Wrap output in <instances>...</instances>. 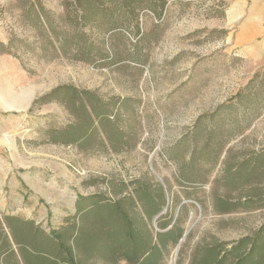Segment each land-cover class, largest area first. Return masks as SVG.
Listing matches in <instances>:
<instances>
[{"label":"rangeland","instance_id":"1","mask_svg":"<svg viewBox=\"0 0 264 264\" xmlns=\"http://www.w3.org/2000/svg\"><path fill=\"white\" fill-rule=\"evenodd\" d=\"M73 2L0 0V264H25L13 224L38 228L39 239L82 227L79 200L118 202L137 180L163 187L162 215H175L185 231L158 264H199L203 250L252 239L264 227V0H167L162 19L142 11L139 37L119 16L115 28L85 27ZM82 32L85 54L77 47ZM66 86L95 93L111 109L128 102L127 147L115 152L93 136L85 149L56 143L75 124L85 130L78 99L41 101ZM189 133L192 148L177 151ZM221 136L229 142L210 172ZM192 152L198 166L187 182L181 165ZM126 209L137 230L154 237L169 220ZM103 247L79 254L83 263L129 264L122 251L101 256Z\"/></svg>","mask_w":264,"mask_h":264},{"label":"trees","instance_id":"2","mask_svg":"<svg viewBox=\"0 0 264 264\" xmlns=\"http://www.w3.org/2000/svg\"><path fill=\"white\" fill-rule=\"evenodd\" d=\"M73 3L72 11L85 27L99 22L102 26L115 28L118 25L113 24V20L119 16V24L122 22L124 25L128 21L135 23L134 36L139 37L143 36L142 11L147 8L159 19H162L167 0H74ZM157 6L161 7L160 11ZM80 37L81 40L77 47L82 50V54H85L87 51L85 43H88V36L82 32ZM92 47L94 48L93 45ZM97 50L99 49L97 48ZM61 94L72 96L80 101L85 130L80 131V127H84L82 124L78 126L75 124L70 127V131L59 132L62 138L53 139L56 143L75 144L79 145L81 149H85V144L93 136L101 141L102 146L103 143L109 145V148L115 152L119 151L120 148L127 147L131 138L122 119L123 115L129 111L128 102L121 101L119 105L116 104L111 109L110 105L106 104L95 93L77 90L71 86L57 88L43 97L41 101L46 103L58 100ZM205 122L204 117L198 122L197 135L198 132H201ZM217 132L219 133L214 134L216 137L226 134L224 131ZM229 137L221 136L222 140L226 139L220 141V144L212 149V155L215 158L210 172L218 166L223 148L229 142ZM195 140L196 137L193 136V133H189L183 136L174 148L177 151H185L187 147L192 148L191 144ZM189 155L190 163L181 165V178L187 182H195L194 178L196 177L193 174L195 167L198 166L199 157H197L196 152ZM169 156L172 161L180 162L179 157L181 156ZM187 166L191 168L190 171L187 170ZM207 173L204 175L206 176ZM203 179L204 182L206 179ZM132 186V194L118 202L105 203L98 201L97 197L82 198L77 207V214L81 215L83 219L82 227L75 223L71 226L70 231L66 229L57 230L49 237L46 236V239L38 238L40 232L38 228H34L31 232L28 228L22 229L14 224L10 226L21 241L18 245L22 250L24 263L84 264L79 254H94L99 251L101 246H104L101 256L116 258L122 251L123 259L129 264H158L162 251L169 244L178 245L183 239L185 231L178 226L175 215L172 213L162 215L167 208V196L162 186H152L140 180L135 181ZM126 204L132 211H137L140 207L144 217L150 221L156 217H159V220L169 217V220L164 223L161 221L159 224L161 231L157 232L155 237L150 230L139 232L126 209ZM25 225H31V222H26ZM44 249L48 252L47 254ZM221 249L222 246H214L207 251L203 250L204 255L199 264H227L228 261H234L233 264H243L251 257H255L257 261L254 260L255 264H264V227L252 239L243 238L228 251ZM28 254L32 255L30 259ZM250 264H253V261Z\"/></svg>","mask_w":264,"mask_h":264}]
</instances>
